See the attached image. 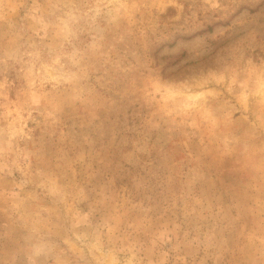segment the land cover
<instances>
[{
	"label": "rangeland",
	"instance_id": "rangeland-1",
	"mask_svg": "<svg viewBox=\"0 0 264 264\" xmlns=\"http://www.w3.org/2000/svg\"><path fill=\"white\" fill-rule=\"evenodd\" d=\"M0 264H264V0H0Z\"/></svg>",
	"mask_w": 264,
	"mask_h": 264
}]
</instances>
